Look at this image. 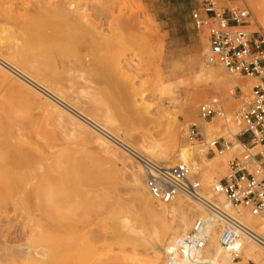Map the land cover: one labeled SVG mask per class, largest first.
<instances>
[{
    "label": "rangeland",
    "instance_id": "374dc122",
    "mask_svg": "<svg viewBox=\"0 0 264 264\" xmlns=\"http://www.w3.org/2000/svg\"><path fill=\"white\" fill-rule=\"evenodd\" d=\"M245 1L255 18L251 29L264 33V14ZM196 6L197 0H0V56L94 120L108 117L115 135L150 157L142 137L157 123L165 135L176 118L197 121L199 104L215 95L200 94L206 75L196 55L207 41L191 21ZM30 84L0 63V264H147L175 222L146 205L143 170ZM234 96L230 114L249 91ZM186 106L189 117L182 116ZM226 126L220 122L214 133L234 141ZM215 156L196 153L202 179ZM3 234L12 235L6 245L14 254L2 250ZM251 260L243 256L238 264Z\"/></svg>",
    "mask_w": 264,
    "mask_h": 264
},
{
    "label": "built area",
    "instance_id": "2783aa9c",
    "mask_svg": "<svg viewBox=\"0 0 264 264\" xmlns=\"http://www.w3.org/2000/svg\"><path fill=\"white\" fill-rule=\"evenodd\" d=\"M254 20L244 0H197V6L191 11L193 27L205 34L212 60L232 76L256 80L248 90L245 104L230 115L239 129L236 134L239 145L224 136L205 134L204 124L215 117L226 119L228 116L219 96L213 95L200 103L198 120L188 127L187 137L198 146L199 156L232 152L227 173L211 186L213 196L205 193L194 163L164 165L114 139L141 166L145 186L156 201L170 203L178 196H186L207 213V218H197L178 239L166 256L168 264H215L205 254L210 238L208 226L212 221L216 224L220 246L233 260L242 259L244 240L264 249V231L251 227L237 214L238 210L245 209L264 221V33L251 29ZM236 90L243 94L241 87L236 86ZM216 195L225 196L235 210L232 212L218 204Z\"/></svg>",
    "mask_w": 264,
    "mask_h": 264
},
{
    "label": "bare ground",
    "instance_id": "6f19581e",
    "mask_svg": "<svg viewBox=\"0 0 264 264\" xmlns=\"http://www.w3.org/2000/svg\"><path fill=\"white\" fill-rule=\"evenodd\" d=\"M250 2L252 3L254 10L260 16L264 14V7L262 6V4H260L259 0H250ZM252 27H253V25L251 26V28ZM38 31H40V28L38 29ZM36 35H38V34H35V37H36ZM203 37H205V36H203ZM37 39L40 40L39 35L37 36ZM205 40H206V37H205ZM0 41H2V40H0ZM205 54H207V56ZM196 59L200 62L201 70L206 75V85L204 88H202L200 90V94L202 96H204V95H207L208 93H214L216 96H219L221 101H222L223 106L228 111H230L229 109L232 108V105H233L234 101L236 100V98H234L236 86L241 87L242 91L244 93V92L248 91L250 89V87L256 82V80L254 78H246L245 80H241V79L236 80L235 78H240V77L232 76V75L228 74L226 72V70L224 69L226 72L225 73L223 71L222 67H220V65L214 66L212 64L213 60L210 57L209 52H208V45H206L205 50H204L202 55L201 54L196 55ZM210 60H211V62H210ZM2 62L7 68L10 69V71H12V73L19 75V77L23 78V80L25 79L26 82L28 81L29 83H31L33 85V87L35 86L37 88L36 90L40 89L43 92L46 91V93H48V96L50 95V97H52V100L54 99L55 101H57L60 104L63 103L62 105H64L65 108H67L68 110H70L74 114L78 115V117L81 118L82 122L88 128L97 130L99 132L98 136L101 137L104 141L110 142L113 145L118 146L116 143H114L115 142L114 139H118V140L124 142L125 144H127L122 138L115 135L111 131V129H109V125H111L112 122L110 121V119L108 117H104L103 119L99 120L100 122H102V124H101L100 122H98V121L94 120L93 118L89 117L88 115H86L84 112L76 109L70 103H68L63 98H61L59 95L53 93L48 88H45L40 83H38L36 80H34L32 77H30L28 74L22 72L14 64H12L11 62L5 60L4 58H2L0 56V63H2ZM118 71H120V70H118ZM141 105H144V108L147 109V106L144 103L143 104L141 103ZM186 108L187 109L183 110L182 116L189 117L191 115V112L188 109L189 107L186 106ZM227 113H228V116L226 119H222L220 117H215L210 122L204 124L205 134L208 137H210V136L211 137H214V136L226 137L224 134L216 135L214 133L220 128V122H223L225 125L228 124V126H226V128L228 130L226 132V135H229L234 140V142L239 145L240 142H239V140L236 139V134L238 133L239 129L236 126V124L234 123V121L232 120V118L230 117L231 114L229 112H227ZM150 115H151L150 111L147 110L146 116H149L151 118ZM189 125L190 124L186 123V122L181 123L179 121V119L176 118L175 121L173 123H171L169 131L165 135H162V130L160 128L161 125H160V123H157L156 130L150 132L147 136L142 137L141 142L139 143L140 148L145 153H147V155H149L151 158L161 162L164 165H174V164H177L179 162H185V163H188L189 165L194 163L197 166V167H195L196 173L198 174V178L202 182V186L204 188L205 193L208 194L209 196L210 195L213 196L211 186L213 183L217 182L222 175L224 176L227 173V171H228V160L225 157H226V155L232 156V152H217V153H215L216 156L211 161L209 160L210 163L212 164V170L210 171V173L207 176H205L202 179L201 178V171H202L201 164L198 161L194 162V157L196 156V153H198V148H197L198 146L195 145L194 143H192L187 137V131H188ZM229 125H231V126H229ZM107 146H109V145H107ZM118 147L121 148L120 146H118ZM236 149H237V147L234 150H236ZM129 157L134 162H136L131 156H129ZM171 158H173V159H171ZM205 158L207 159L206 156H205ZM125 166L127 167L126 164H125ZM140 168H141V166H140ZM141 170H142V168H141ZM143 175H144V173H143ZM132 176H133V179L135 182H140L138 177H137V172H135V171L132 172ZM144 179H145V176H144ZM203 181L206 183L212 182V181H214V182L210 185V187H206ZM142 183L144 184V188L148 192V190L145 186V181H143ZM214 197H215L214 198L215 201L218 204L222 205L227 210H230L232 212L235 210V208L225 198V196L216 195ZM186 198L189 199L186 196H178L174 201H172L170 203H162L161 202L156 207L153 203L154 198L151 196V194L148 192V194L145 196L146 205L148 206V208H150V210H153L156 213L160 214L163 217V219H165L166 221L172 220L175 222L173 227L168 228V230L166 232L165 240L162 242V244L160 245V248L158 250L153 251V254H152L150 260H148L147 264H168L167 260H166V256L171 250L174 249L178 239L187 233V231L190 229V227L193 225V223L195 222V220L197 218H207L206 211L202 208V206L199 203L189 199L190 200L189 202H191V204H193L195 207L191 206L190 204L182 201V199H186ZM237 214L241 219H243L251 227H254V228L258 227L260 230L264 231V221H261V220L257 219L256 217L252 216L248 212V210H245V209L238 210ZM59 228H61V230L65 231L66 233H68V236H70V230L67 229L66 226L64 227L63 225H61V226L59 225ZM216 229L217 228H216L215 222H213V221L210 222L209 226H208L210 238H209V243H208V249H207L205 254L210 256L214 260L215 264H238V262H240V261L233 260L230 255H229L230 257L228 256L229 253L227 251H225L220 246V244L218 242V232ZM141 231L142 230H139V232H141ZM11 237H12V235H7V234L2 235V240H3L2 250H10L14 254L13 248L6 245V243L11 239ZM75 241H76V238L74 239V237H69V244L70 245L76 243ZM242 243H243L242 248H241L242 259H243V256H245L249 259H252L251 260L252 262H253V260L254 261H262L264 259V249L263 248H261L259 246L261 248V250H258L257 247L255 246L256 243H254L250 240H244ZM227 258H229V260Z\"/></svg>",
    "mask_w": 264,
    "mask_h": 264
},
{
    "label": "crops",
    "instance_id": "0c3cea01",
    "mask_svg": "<svg viewBox=\"0 0 264 264\" xmlns=\"http://www.w3.org/2000/svg\"><path fill=\"white\" fill-rule=\"evenodd\" d=\"M175 1L177 2L178 0H175ZM180 2H182V0H180ZM152 11H153V13H154L155 16H159L160 12H159L158 9H156L154 7V5H152ZM190 17H191V15H190Z\"/></svg>",
    "mask_w": 264,
    "mask_h": 264
}]
</instances>
